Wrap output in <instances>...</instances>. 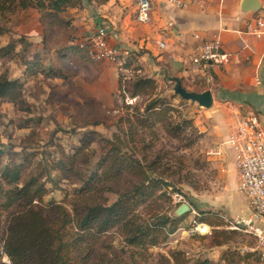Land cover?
Listing matches in <instances>:
<instances>
[{"label":"rangeland","instance_id":"obj_1","mask_svg":"<svg viewBox=\"0 0 264 264\" xmlns=\"http://www.w3.org/2000/svg\"><path fill=\"white\" fill-rule=\"evenodd\" d=\"M10 7L0 13V25L5 29L0 35V47L17 41L16 50L19 52L5 58V61L0 60V73L7 72L23 82L25 102L14 104L0 99V146L14 153L4 156V163H21L25 156V174L40 173L41 180L49 188L43 203L56 201L72 212L73 189L78 187L79 181L75 177L72 179L74 182L62 179L52 164L82 147L76 167L83 171L93 170L105 155L107 139L117 135L123 139V147L137 152L138 157L143 154L150 159L155 153H160L161 163L168 168V180L179 189L172 191L168 188L171 196L176 191L182 196L180 201H175L172 196L174 208L181 203H187L191 208L183 214L187 216L181 227L166 242L132 258L131 247L121 243L116 233L110 232L86 264H99V257H110L114 250L119 254L121 264H167L166 259L169 264H174L171 254L176 251H180L189 263L206 259L209 264H263L254 236L230 229L227 223V219L239 215L246 203L241 193L228 186L223 178L226 172L220 169L221 162L214 152H210L218 144L210 139L214 135L210 116L197 103L173 93L174 83L167 82L165 78L166 70L171 72L157 60L158 56H149L148 60L141 62L137 52H129L127 56L121 55L115 62L107 63V67L114 68L112 70L116 74L113 80L117 84L115 90L110 77L98 79L102 71L100 63L84 57L81 52L73 54L70 59L57 57L58 51L61 53L74 47L87 52V47L70 43L79 37L68 33L73 19L69 8L55 12L47 7L20 8L15 4ZM66 37L70 40L65 41ZM23 47H27L25 61L33 57L31 60L42 61L45 67H61L64 77H51L40 72L25 73L20 52ZM125 67L132 71L128 80H123L125 72L122 69ZM157 70L161 72L158 77ZM80 74H84L88 85L75 84ZM174 76L180 78L182 86L190 91L206 86L205 82L200 85L202 79L193 70L186 76ZM144 77L154 79L153 85L138 95L134 105H119V92L129 95L132 82ZM103 87L115 91L111 95L106 94ZM153 100H158L156 109L159 110L156 114L153 109L146 113L145 107ZM143 115L150 118L146 120L147 126H131L132 129L128 130V120L136 123V119ZM179 125L181 129L175 133V127ZM129 184L127 178L117 182L113 193H106L109 201L117 196L115 191ZM201 211L210 220L214 218V212L222 213L220 222L215 226L206 224L208 232L198 228L190 231L201 224L195 221L203 216ZM5 226L6 212L0 208V245L5 240ZM218 241L221 244H217Z\"/></svg>","mask_w":264,"mask_h":264},{"label":"trees","instance_id":"obj_2","mask_svg":"<svg viewBox=\"0 0 264 264\" xmlns=\"http://www.w3.org/2000/svg\"><path fill=\"white\" fill-rule=\"evenodd\" d=\"M13 4L20 8L47 7L60 12L67 8L82 7L83 0H0V13L12 8L10 6ZM4 32L5 29L0 25V35ZM16 42L0 47V60L5 61V58L19 52ZM26 50L27 47H23L20 51L25 73L40 72L51 77H64L59 68L45 67L41 61L31 60L33 57L25 61ZM153 83L154 79L138 78L132 82L131 92L128 93L130 96L140 95ZM122 95L120 91L119 96ZM0 99L23 104V82L9 76L7 72L0 73ZM157 101L153 100L145 107L146 113L153 109L156 114L159 110L156 109ZM147 119L150 120L147 115H143L136 119V123L128 120V130L132 129L131 126H147ZM177 129H181L180 125L175 127V133ZM175 133H172L173 136H176ZM123 144V139L117 135L107 139L105 155L98 160L93 170L83 171L76 167L82 147L52 164L62 179L74 182L72 179L75 177L79 181L78 187L73 189L72 212L56 201L43 203L49 188L41 180L40 173L25 174V156L18 164L4 163V156L9 157L14 153L0 146V208L6 212L3 246L11 264H86L110 232L116 233L125 246L131 247V257L135 258L140 252L166 242L181 227L187 214H175L179 205L174 208L170 190L176 188L168 180V168L165 163H161L162 155L155 153L150 159H146L143 154L138 157L137 152L129 151ZM122 178H127L130 184L115 191L117 196L109 201L106 193H113V186ZM201 213L203 216L195 221L211 226L218 225L219 216L222 217V213L214 212V218L210 220L204 211ZM217 244H221V241ZM171 258L174 264H209L206 259L189 263L180 251L173 252ZM120 261L115 250L110 257H99V264H121ZM0 264H3L1 255Z\"/></svg>","mask_w":264,"mask_h":264},{"label":"crops","instance_id":"obj_3","mask_svg":"<svg viewBox=\"0 0 264 264\" xmlns=\"http://www.w3.org/2000/svg\"><path fill=\"white\" fill-rule=\"evenodd\" d=\"M151 1L150 21L139 23L136 20V0H83L82 7L69 8L68 11L73 18L68 33L79 37L70 43L82 45L88 34L102 25L108 29L111 44L130 53L137 52L141 62L148 60L149 56H158L157 60L173 75L186 76L193 70L202 79L200 85L205 82L203 90L210 89L212 93V106L204 112L213 123L214 135L210 139L218 144L210 152L217 155L221 171L226 172L222 177L237 192L234 148L228 141L229 136L238 119L251 113H255L264 125V35L256 38L248 28L256 12L264 8V0H258L260 9L256 11H242V0H204L202 4L189 1L184 7H174L166 0ZM195 34L199 38L196 39ZM213 39L219 40L228 53V62L205 72L191 63V57L202 41ZM66 40L70 39L66 37ZM156 40L163 41L164 48L159 47ZM78 50L77 47L65 49L56 55L64 60L81 52L92 60L86 51ZM94 62L102 66L98 79L110 77L116 90L114 68L106 65L110 61ZM160 73L157 70L156 76ZM208 74L212 78L210 82L207 81ZM83 75L76 77V85H88ZM115 90L104 89L110 95ZM241 196L246 203L245 210L248 201Z\"/></svg>","mask_w":264,"mask_h":264},{"label":"built area","instance_id":"obj_4","mask_svg":"<svg viewBox=\"0 0 264 264\" xmlns=\"http://www.w3.org/2000/svg\"><path fill=\"white\" fill-rule=\"evenodd\" d=\"M166 1L174 7H184L189 1L202 4L204 0ZM151 12V0H136V20L139 23L150 21ZM169 24L172 23L169 22ZM248 28L256 38L264 35V8L256 12L253 23ZM194 37L197 39L199 35L195 34ZM156 43L161 48L165 46L161 40H156ZM81 46L87 47V53L94 61H116L121 55L127 56L129 54V51L122 50L119 46L109 42L108 29L102 25L91 31ZM228 56L219 40L202 41L191 57V63L206 72L227 63ZM122 70L125 72L123 80L130 79L131 69L125 67ZM209 74L207 76L208 82L212 79ZM122 93V96L119 94L117 96L119 105H134L139 98L138 95L130 96L124 91ZM114 112L117 113V110ZM228 141L234 148L237 189L247 199L248 208L242 209L236 217L227 219V223L230 229L244 231L254 236L256 249L264 264V125L262 121L255 113L240 117ZM172 196L175 201L182 199V196L177 192ZM198 227L190 231H194ZM208 229L205 232H208ZM0 255L3 264H11V259L5 252L3 243L0 245Z\"/></svg>","mask_w":264,"mask_h":264},{"label":"water","instance_id":"obj_5","mask_svg":"<svg viewBox=\"0 0 264 264\" xmlns=\"http://www.w3.org/2000/svg\"><path fill=\"white\" fill-rule=\"evenodd\" d=\"M242 11H256L260 9L258 0H242ZM165 75L167 82L174 83L173 93L180 96L184 100H190L198 104L199 107L208 109L212 106L213 99L210 89H204L200 92L190 91L184 88L181 84L180 78L168 73ZM190 210V206L187 203H181L175 210L177 216H181Z\"/></svg>","mask_w":264,"mask_h":264},{"label":"bare ground","instance_id":"obj_6","mask_svg":"<svg viewBox=\"0 0 264 264\" xmlns=\"http://www.w3.org/2000/svg\"><path fill=\"white\" fill-rule=\"evenodd\" d=\"M198 229H199L200 231H202V232H205V231H207L208 226H207L206 224H204V223H201V224L199 225Z\"/></svg>","mask_w":264,"mask_h":264}]
</instances>
